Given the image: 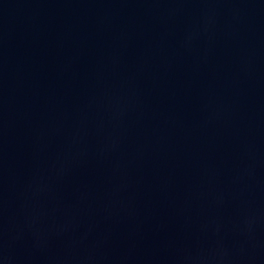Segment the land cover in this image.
Listing matches in <instances>:
<instances>
[{
	"label": "water",
	"instance_id": "1",
	"mask_svg": "<svg viewBox=\"0 0 264 264\" xmlns=\"http://www.w3.org/2000/svg\"><path fill=\"white\" fill-rule=\"evenodd\" d=\"M0 264H264V0H0Z\"/></svg>",
	"mask_w": 264,
	"mask_h": 264
}]
</instances>
